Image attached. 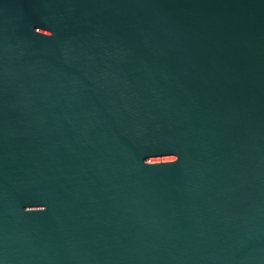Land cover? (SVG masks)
I'll return each mask as SVG.
<instances>
[{
	"label": "water",
	"instance_id": "95a60500",
	"mask_svg": "<svg viewBox=\"0 0 264 264\" xmlns=\"http://www.w3.org/2000/svg\"><path fill=\"white\" fill-rule=\"evenodd\" d=\"M0 264H264V0H0Z\"/></svg>",
	"mask_w": 264,
	"mask_h": 264
}]
</instances>
